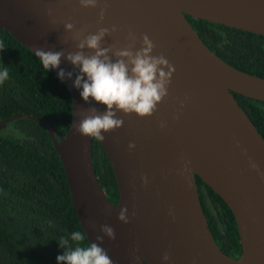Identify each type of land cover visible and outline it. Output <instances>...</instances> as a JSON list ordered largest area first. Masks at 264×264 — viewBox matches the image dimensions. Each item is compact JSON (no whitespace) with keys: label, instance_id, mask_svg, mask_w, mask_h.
<instances>
[{"label":"water","instance_id":"95a60500","mask_svg":"<svg viewBox=\"0 0 264 264\" xmlns=\"http://www.w3.org/2000/svg\"><path fill=\"white\" fill-rule=\"evenodd\" d=\"M105 6L104 20L98 23L100 7ZM185 14L264 35V0H99L96 8H81L78 0H0V28L32 53L38 46L74 50L75 41L64 31V22L90 32L116 25L118 31L106 36V43L123 46L132 30L139 47V37L147 34L156 44L154 54L163 53L175 66L169 94L156 113L123 116L121 128L98 140L115 178L114 202L95 174L91 137L74 128L82 108L103 111L105 106L85 103L73 87L76 70L68 61L62 58L60 68L73 71V77L59 79L71 99L65 133L27 112L1 118L0 126L17 116L44 126L88 242L103 235L101 225L114 228L116 238L105 236L102 244L114 264H264V179L249 167L251 158L264 172V138L232 93L264 100V76L223 60L201 40ZM58 70L51 69L56 76ZM130 141L136 145L132 150L127 147ZM185 160L191 163L181 175ZM142 174L148 177L147 185L142 184ZM195 174L231 210L240 245L236 255L215 242L200 205ZM123 206L129 214L135 211L127 224L117 219ZM134 251L140 257L135 261ZM166 251L171 257L167 262L161 259Z\"/></svg>","mask_w":264,"mask_h":264},{"label":"trees","instance_id":"16d2710c","mask_svg":"<svg viewBox=\"0 0 264 264\" xmlns=\"http://www.w3.org/2000/svg\"><path fill=\"white\" fill-rule=\"evenodd\" d=\"M185 16L201 40L223 60L264 76V35ZM0 41L4 44L0 69L5 66L9 71L8 79L0 84V119L27 112L65 133L71 107L65 85L3 28ZM232 93L264 138V100ZM90 155L99 184L114 202L117 191L112 168L93 137ZM194 180L212 236L221 250L236 255L240 245L231 210L198 175ZM76 230L82 228L48 131L30 117L10 119L0 126V264H57V255L63 253L59 240Z\"/></svg>","mask_w":264,"mask_h":264},{"label":"clouds","instance_id":"9594fccd","mask_svg":"<svg viewBox=\"0 0 264 264\" xmlns=\"http://www.w3.org/2000/svg\"><path fill=\"white\" fill-rule=\"evenodd\" d=\"M78 4L81 8H96L99 0H78ZM105 12L106 6L100 7L98 23L104 20ZM52 22H56L55 18ZM63 28L75 41L74 50L66 51L63 48L59 51L45 50L38 46L32 51L46 71L59 69L57 77L61 81L73 77V71L60 68L62 58L68 61L76 70L73 87L80 90L79 94L85 103L91 105L94 101L105 106L103 111L95 106L81 109L80 119L74 125L78 134L103 141L104 133L114 132L123 126V116L136 114L144 118L157 112L158 105L169 94V85L176 69L163 53L154 54L156 44L149 35L142 34L139 37V47H136L137 36L129 30L126 37L129 42L117 46L105 41L106 36L118 31L116 25L98 27L94 32H90L86 27L77 28L74 22H64ZM0 49H4L2 41ZM8 77V68L4 66L0 69V84ZM174 118L179 117L177 115ZM159 126L163 128L165 122L161 121ZM239 146L237 141V147ZM127 147L132 150L136 145L130 141ZM241 150L246 154V149ZM190 163L184 161L180 169L181 175L186 174ZM249 167L264 179V172L260 171L259 166L251 158ZM141 181L143 185H147L148 177L142 174ZM169 212L172 214L171 209ZM130 216H135V211L129 214L127 206L121 207L117 213V219L125 224L129 223ZM88 223L95 228L93 221ZM99 231L103 235H97L96 242L85 243L86 234L80 230L73 231L69 238H61L58 244L63 253L57 255V264H114L108 250L102 244L105 236L109 240L116 238L115 230L110 225L103 224ZM70 241L75 243L71 244ZM132 256L133 261L140 259L135 255V251ZM170 258L167 251L161 257L165 262Z\"/></svg>","mask_w":264,"mask_h":264},{"label":"flooded vegetation","instance_id":"af4514ba","mask_svg":"<svg viewBox=\"0 0 264 264\" xmlns=\"http://www.w3.org/2000/svg\"><path fill=\"white\" fill-rule=\"evenodd\" d=\"M214 238V237H213ZM215 240V242L217 243V245L220 247L221 245H220V243H218V240L215 238L214 239ZM238 252H236V253H234V254H237ZM231 255H233V254H231Z\"/></svg>","mask_w":264,"mask_h":264},{"label":"rangeland","instance_id":"374dc122","mask_svg":"<svg viewBox=\"0 0 264 264\" xmlns=\"http://www.w3.org/2000/svg\"><path fill=\"white\" fill-rule=\"evenodd\" d=\"M4 129V128H3Z\"/></svg>","mask_w":264,"mask_h":264}]
</instances>
